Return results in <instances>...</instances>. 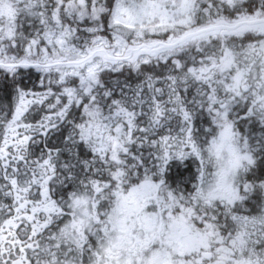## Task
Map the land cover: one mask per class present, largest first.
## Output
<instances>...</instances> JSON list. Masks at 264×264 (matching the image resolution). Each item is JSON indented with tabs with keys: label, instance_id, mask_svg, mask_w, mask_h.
<instances>
[{
	"label": "snow or ice",
	"instance_id": "6c2138e0",
	"mask_svg": "<svg viewBox=\"0 0 264 264\" xmlns=\"http://www.w3.org/2000/svg\"><path fill=\"white\" fill-rule=\"evenodd\" d=\"M0 264H264V0H0Z\"/></svg>",
	"mask_w": 264,
	"mask_h": 264
}]
</instances>
